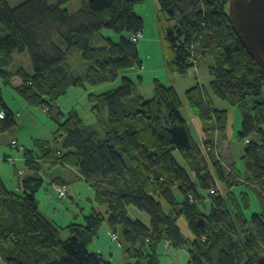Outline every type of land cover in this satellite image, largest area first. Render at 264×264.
I'll use <instances>...</instances> for the list:
<instances>
[{"label": "trees", "instance_id": "trees-1", "mask_svg": "<svg viewBox=\"0 0 264 264\" xmlns=\"http://www.w3.org/2000/svg\"><path fill=\"white\" fill-rule=\"evenodd\" d=\"M142 2L26 0L13 7L0 0L2 85L19 76V97L57 128L52 139H37L35 149L13 145L25 152L27 173L18 190H9L0 177V256L6 264H111L88 249L105 223L121 232L134 264H161L158 250L165 241L187 247L190 264H264V74L229 21L230 0H157V26L168 69L185 76L200 58L209 60L212 94L242 112L240 140L256 135L244 150L248 188L241 193L234 189L239 179L214 152L216 133L227 138L228 112L215 109L205 88L198 84L186 92L203 122L201 147L175 86L155 79L153 97L142 99L137 81L124 74L144 62L141 38H131L145 29L135 11ZM104 29L120 33V40ZM97 36L104 43L96 47ZM23 53L32 74L12 70L15 56ZM117 79V88L89 92L96 121L85 120L77 106L65 112L59 105L70 89ZM2 89L5 132L16 119ZM43 163L75 167L95 190L97 205L84 222L67 227V239L39 207L37 195L46 182L37 173ZM251 193L263 210L248 218ZM130 207L149 214L151 224L131 220Z\"/></svg>", "mask_w": 264, "mask_h": 264}, {"label": "crops", "instance_id": "crops-1", "mask_svg": "<svg viewBox=\"0 0 264 264\" xmlns=\"http://www.w3.org/2000/svg\"><path fill=\"white\" fill-rule=\"evenodd\" d=\"M159 7L160 5H158L157 8H154V12H157V14L159 11ZM146 30L147 27L145 22L144 33L146 32ZM143 38H145V35H143ZM154 38H156L154 41H150L148 38H145L143 44L138 46V48L140 49V56L142 58V55L144 54L147 59L146 51L148 47H153L160 52V55L158 57H154L151 59L150 66H154L156 70L164 69L166 71V76L165 78L160 79L159 76L156 75L154 76L153 80H161L162 83L164 82L167 85L175 86L176 90L179 91L181 99L185 103V110L188 113L185 116L188 122L190 123L191 130L193 132V136L196 143H199L202 147L201 141L202 139H204L203 122L198 117H196L194 112L191 110L189 100L186 96V92L188 90L193 87H196V85L199 84L200 87L205 88L204 90L206 91L208 97L213 100V104L216 110H225L228 112L229 124L227 127V138L224 140L222 139L219 132L216 133V146L214 148V152L220 155L219 160L227 168L228 174H234L239 179L240 185L234 187L235 191L237 193L243 192L248 188V178L247 173H245L246 168H244L245 174L241 173V171L238 170L240 171L239 173L242 174L241 178L237 175L236 171L239 164L243 160V156L245 155L244 150L247 145V140H240L239 138L242 123L241 119H238L237 117L238 114L236 109L227 102L221 99H217L215 95L211 92V88L209 86L210 81L212 79L209 73L210 61H203L201 58L197 60V65L194 68L195 73L190 75L191 73H193L192 71L190 72L189 76H182L177 73H172L170 69H168L167 63L163 58V51L161 48V37L159 36L158 26ZM14 64L19 65V67L15 68ZM12 65V70L14 71H17L19 68H24L28 73H33V65L31 64L29 55L26 53H23L21 55L17 54ZM31 66L32 68H30ZM143 66L144 62L141 67L136 66L131 70L126 71L124 74H129L135 81H137L139 85L135 88L136 92L138 93L140 98L147 99L148 97H145V95L140 91L143 82L146 81V70H143ZM150 73L152 72L150 71ZM154 81L153 83L151 82V84L154 85ZM21 84L22 80L19 76H15L13 78L11 85H2V80H0V86L3 87V98L6 101L8 107L11 108L13 112H15L16 119V124L13 130L9 129L5 132L1 130L0 120V177L3 179L4 183L7 184V187L11 191H16L18 190V188H20V181L22 180V177L27 173L25 172V152L14 150L12 148L13 142L18 140L24 146V149H35V142L37 139H52V135L57 129L54 127L47 114H45L39 109L29 107L26 101L19 97L15 90V87H19ZM94 88L95 87H88V89L85 90L83 97L84 100L86 99V101L84 103L88 102L87 99L89 97V92L100 94L95 92ZM71 90L73 89L69 90L67 96ZM75 91H77V89ZM66 97H62L59 99V105L65 112H67L72 107L76 106L74 103L68 108H64L61 104ZM80 115L83 116L81 113ZM88 118L89 120L91 119L92 122L96 121L95 113L92 112V116L90 115V117ZM252 138L256 140V135L252 134L249 139ZM178 159L182 162L181 158L178 157ZM21 170L25 173H23ZM37 176H42L46 181L49 182V185H47L46 187L47 193L43 194V196L38 200L40 210L51 221H53L59 227L62 228V234L60 233V235L61 237L63 235V239H67L71 236L67 227L69 225H72L74 222H80L78 218L79 212L77 210H71L69 206H66L67 203H55L53 198L57 197L58 199V196L54 195L52 192H49L50 184L59 182L65 185L70 193V199L77 200L78 202H80V207H82L81 204L83 203V207L80 212L84 214V216L88 214L87 207H89L88 211L90 213L94 206L97 205V202L95 201V190L90 186L87 180H85V178L81 176L79 170H77L75 167L66 164L43 163L42 169L39 173H37ZM8 184H11V186H13L14 188L9 187ZM129 210V218H131V220L141 221L146 226L151 224L152 220L150 219L149 214L138 209V207H130ZM247 217L249 218L250 216ZM66 225L68 226L64 228V226ZM98 233V236H96L92 242L88 243V249L90 252L95 254H102L106 260L111 262V264H134V262H131L130 254L126 253L128 244L122 241L121 232H114L108 226V224L105 223L100 227ZM158 252L160 253L159 260L161 264L164 263V260H169L171 264H190V252L185 246H182V248H176L172 243L170 245L167 243V241H165L160 245ZM0 264H6V262L1 258V256ZM143 264H146L145 261L143 262Z\"/></svg>", "mask_w": 264, "mask_h": 264}, {"label": "rangeland", "instance_id": "rangeland-1", "mask_svg": "<svg viewBox=\"0 0 264 264\" xmlns=\"http://www.w3.org/2000/svg\"><path fill=\"white\" fill-rule=\"evenodd\" d=\"M9 1V4L13 7L15 6H19L20 3L26 1V0H7ZM53 1V0H51ZM158 5H157V0H145V2H142V3H138L135 5V11L143 16L144 18V21L146 22V27H147V30L146 32L142 33V36L140 37V42H139V46L141 44H143L144 42V39L145 38H148L150 41H154L156 38H154V35H155V32L157 30V26H156V21H158V16H157V12L155 13L154 12V8H157ZM110 32H112V37L113 39H115L116 41H119L120 39V36L121 34L120 33H116L115 31L111 30V29H104L103 30V34L105 35H108ZM143 35H145V38H143ZM102 43H104V41L100 40V37L97 36L94 38V46H98V45H101ZM78 55H81L80 53H76ZM146 55H147V59L145 57V55L143 54L142 56V59L144 60V66H143V70H146L145 72V76H146V81L143 82V85L140 89V91L145 95V97H148L147 99L149 98H152L153 95H154V88H155V85L151 84V82L153 83V78L154 76L158 75L160 79H163L165 78L166 76V71L163 69V70H156L154 66H150V63H151V59L154 58V57H158L160 55V52L158 50H156L155 48L153 47H148L147 51H146ZM14 67L15 68H18L19 65L17 64H14ZM32 68V66L30 67ZM150 71L152 73H150ZM195 71V70H194ZM193 71V73H191L190 75L194 74L195 72ZM186 76H189V75H186ZM120 85V79H117L115 81H111L110 83H106V84H99V86H96L94 88V91L97 92V93H100V92H105V91H108L110 90V88H117L118 86ZM139 84L137 83V86ZM150 85V86H149ZM151 87H152V90H151ZM138 89V88H137ZM76 88H73V90L70 91V93L68 94V96L65 98V100H63L62 102V106L64 108H68L70 105L74 104L79 108V111L80 113L84 116V119L85 120H89L88 117H90V115L92 116V111L90 109V105H88V102L84 103L86 101V99L84 100V93H85V89L84 88H78L77 91H75ZM153 94V95H152ZM151 96V97H149ZM237 111V114H238V119H241V123L243 125V115H242V112L240 109H238L237 107H234ZM183 111H184V114L187 115V111L185 110V107L183 108ZM237 123V122H236ZM14 127H12L11 129L13 130ZM242 128V126H241ZM14 150H18V151H23L19 148H15V147H12ZM179 158H181V156L179 154H177ZM244 164L245 162H242L239 164L238 168H237V175L241 178L242 177V174L241 173H244ZM241 173H239L240 171ZM245 174V173H244ZM20 178V177H19ZM18 178V180H19ZM45 185L39 190V194L37 195V200H39L43 194L47 193L46 192V187L47 185H49V182L45 180ZM9 187L11 188H14L13 186H11V184H8ZM49 192H52L54 195L57 196V192L55 191L54 187H53V184H50L49 186ZM70 195V193H69ZM69 195L65 198H61V200H58L57 197H54L53 200L55 201V203H67L66 206H69L71 208V210H77L79 213H78V218H79V221L78 223H82L84 222V214H82L80 211L82 210V207H83V203L81 204L82 207L79 206V203L77 200H71ZM251 207L249 209L246 210V215L247 216H252L253 213H255L256 211L258 212H261L263 210L262 208V205L259 203V199L257 197V194L255 193H251ZM89 207H87V212L89 214ZM68 225L64 226V228H66ZM67 230V229H65ZM62 234V232H61ZM62 239H63V235H62ZM164 263L163 264H171V262H169V260H164L163 261Z\"/></svg>", "mask_w": 264, "mask_h": 264}, {"label": "water", "instance_id": "water-1", "mask_svg": "<svg viewBox=\"0 0 264 264\" xmlns=\"http://www.w3.org/2000/svg\"><path fill=\"white\" fill-rule=\"evenodd\" d=\"M229 21L264 74V0H230Z\"/></svg>", "mask_w": 264, "mask_h": 264}, {"label": "built area", "instance_id": "built-area-1", "mask_svg": "<svg viewBox=\"0 0 264 264\" xmlns=\"http://www.w3.org/2000/svg\"><path fill=\"white\" fill-rule=\"evenodd\" d=\"M140 35H141V33H137V34L133 35L131 38L133 39V41L138 42V40L140 39ZM5 115H6L5 111H3L0 108V120H2L5 117ZM246 140H247V143L250 142L249 139H246ZM13 145H15V146L17 145L18 147L24 149V146L18 140L13 142ZM53 187H54L55 191L58 193V197L60 199L64 198V197H67V195L69 194V191L63 185L60 186L59 184L54 183ZM214 191H215L214 189L211 190V192H214Z\"/></svg>", "mask_w": 264, "mask_h": 264}, {"label": "clouds", "instance_id": "clouds-1", "mask_svg": "<svg viewBox=\"0 0 264 264\" xmlns=\"http://www.w3.org/2000/svg\"><path fill=\"white\" fill-rule=\"evenodd\" d=\"M218 155V157L220 156L219 154H217Z\"/></svg>", "mask_w": 264, "mask_h": 264}]
</instances>
